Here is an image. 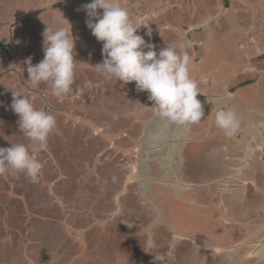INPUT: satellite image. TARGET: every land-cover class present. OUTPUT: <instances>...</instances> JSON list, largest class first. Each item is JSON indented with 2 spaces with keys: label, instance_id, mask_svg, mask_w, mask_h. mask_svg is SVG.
Listing matches in <instances>:
<instances>
[{
  "label": "rangeland",
  "instance_id": "rangeland-1",
  "mask_svg": "<svg viewBox=\"0 0 264 264\" xmlns=\"http://www.w3.org/2000/svg\"><path fill=\"white\" fill-rule=\"evenodd\" d=\"M72 1L0 0V21L12 19V14L22 18L12 22L9 34L0 28V39L10 42H0V69L7 61L12 65L6 74L0 72V148L24 144L43 164L36 182L24 173L0 174V264H159L153 256L168 250L173 235L177 237L175 249L167 264H252L255 258L248 257V250L256 241L249 240L253 244L246 246L239 243L240 247H229L226 253L217 247L221 254L201 246L199 253L189 238L177 236L176 229L191 237L192 229L202 227L190 215L183 195L185 185L200 181L202 164L195 158V149L188 153L182 144L158 146L172 140L169 136H175V131L188 133L189 139L196 138L200 123L178 125L162 119L148 99L149 93L137 91L135 82L123 84L105 79L94 68L103 61V42L91 34L85 23L88 17L82 15L86 12ZM128 1L126 8L138 28L136 34L154 45L157 53L181 41L186 44L191 58L190 75L199 89L207 91L210 101L204 104H211V110L212 105L229 108L237 92L245 95L242 100L236 99V132L242 134L238 138L241 144L251 141L259 159L256 165L264 171V47H258L262 41L251 44L246 32L236 30L241 48L256 47L235 54L236 48L222 46L220 37L221 29L227 31L230 24L219 5L229 6L237 16L239 2ZM65 5L64 12L59 10ZM97 12L102 15L103 10ZM214 16H219V23L211 22ZM245 19L241 14L240 22ZM206 21L216 27L203 28ZM47 27H63L75 41L73 92L63 97L52 95L50 83L42 82L33 88L27 79L24 61L31 57V63L36 65L43 60V33ZM201 61L205 62L201 65ZM212 75L224 86L219 87L220 82L211 79ZM218 89L226 91L215 103L213 97ZM254 89L258 90V98L251 102ZM13 92L56 117V128L49 134L45 149L33 152L32 142L20 130L19 117L10 107ZM262 178L255 179L256 192L264 193ZM235 183L224 186V193L240 189ZM244 187L255 191L251 184ZM256 192L248 196L258 202L260 194ZM234 197L238 199L236 193ZM206 229L203 227L202 233ZM217 237L218 244L225 243L223 236ZM149 238L157 245L151 251L144 247ZM238 259L242 261L238 263Z\"/></svg>",
  "mask_w": 264,
  "mask_h": 264
},
{
  "label": "clouds",
  "instance_id": "clouds-1",
  "mask_svg": "<svg viewBox=\"0 0 264 264\" xmlns=\"http://www.w3.org/2000/svg\"><path fill=\"white\" fill-rule=\"evenodd\" d=\"M82 8L88 17L85 21L87 28L98 42H103V61L94 68L105 79L123 84L135 82L137 91L149 93L148 99L154 103L153 108L162 119L178 125L200 123L204 108L197 99L200 91L190 75L191 58L183 41L157 53L154 45L136 34L138 28L130 19L129 10L119 0H91ZM98 9L103 10L102 15L98 14ZM43 35V60L36 65L31 63V57L24 61L27 79L33 88L42 82L50 83L52 95L63 97L73 92L75 41L71 32L63 27L55 30L47 27ZM10 107L19 117L20 130L32 142L33 152L45 149L49 134L56 128V117L47 110L35 108L27 98L14 92ZM214 120L228 136L239 127L231 108L217 110ZM42 168L43 164L24 144L0 148V174L9 171L24 173L36 182ZM176 239L173 237L167 251H158L153 256L154 262L167 264L173 256ZM144 247L151 251L157 245L149 238Z\"/></svg>",
  "mask_w": 264,
  "mask_h": 264
},
{
  "label": "crops",
  "instance_id": "crops-1",
  "mask_svg": "<svg viewBox=\"0 0 264 264\" xmlns=\"http://www.w3.org/2000/svg\"><path fill=\"white\" fill-rule=\"evenodd\" d=\"M85 1L87 0H80L78 2L73 0L72 2L78 7V9H80L83 5L87 4ZM236 1L239 2L240 5L236 9L237 11L240 10V14H238L237 16V12H231L229 6L219 5L220 10L223 11L227 22L230 24V27H228L227 31H222L221 29L220 37L224 41L222 43V46H231V50H233V48H236L235 51H233V53L235 54L240 53L242 50L244 52H250L251 49L255 48L256 46L249 47V49L241 48L242 44L239 41L241 40V38L239 39L237 37L238 40H236L234 34L236 30H243L247 33V35H249V37H251V44H253V42L255 41H262V44L260 46L258 45V47H264L262 46L264 45V0H234L232 1V4H234ZM128 2V0L120 1V3L125 7H128ZM61 8L62 9L59 10H63L64 12L67 8V5ZM249 9L255 10L253 15H251L250 13L253 10ZM75 11L76 10H73V12ZM24 13L25 12L22 11V15ZM241 14L242 16L246 17L243 22H240ZM12 15V19L0 21V28L5 29L8 34L10 33L9 30L11 28L12 22H15V19L19 17L14 14ZM82 15L85 19L87 18L84 13ZM19 18L22 19L21 17ZM210 18L211 22L214 21L219 23V16H217L216 18L215 16ZM211 22L206 21V23L204 24L205 26L202 25V27L204 28L206 27V25H208V28L210 26H213L212 29H214L216 25ZM5 27H8V29H6ZM198 30L200 31L202 29ZM0 42L10 43L9 39H0ZM187 42H189V40H187ZM199 62L200 61H198L197 64H200ZM204 62L205 61H201V65ZM11 66L12 65H9L8 61L6 63V66L2 65V69H0V72H2L1 75L6 74L10 70ZM197 66L199 68V65ZM198 71L200 72L201 69H199ZM212 79H216L217 81H219L215 76L212 77ZM218 86L223 87L224 83L220 82L218 83ZM228 88H230V86ZM256 90L257 89H254V92H256V94L252 98L251 102H253L254 99L256 100L258 98V90ZM224 91H226V89H221L217 92L218 94L216 96L215 94L214 97L212 96L213 98H215V103L219 102V100H222L220 99L219 94L224 93ZM261 93H263L261 96L262 98L264 97V88L262 89ZM234 96L235 99L231 101L232 105L236 104V99L242 100V97H244L245 95H239L237 92ZM221 107L222 106H215L214 109L211 110V106H209L208 104L203 105L205 113V118H203L205 120L201 119L202 122L200 121V127L197 131L198 135L196 138L189 139L188 133H179L178 131H175V136H172L173 138L171 137V135L169 136V138H171L172 140L161 142L158 146V148H161L162 145L182 144L184 150L188 148V153L190 152V150L195 149V158L197 160H200L198 162L200 163V165L202 164L201 166H199L201 177L200 181H192L194 182V184L185 185L187 189L183 194L185 196L184 202H186V205H188V209H190V215L195 221H200L202 227L200 229L197 227L196 229H192V234H194V236L192 235L191 237L188 236V233H181V229H176V233L178 232L177 236L182 239L189 238L190 241H192L191 243L194 244V246H197L199 253H201L200 250H202L200 248L201 246H203V249L206 248V250H209V248H211L215 252H217V254H221L222 252L226 253L227 248L232 247L236 244L243 243L242 246L252 245L253 243H249V240L256 241L254 243H258L264 238V193H260V191L256 192L257 184L255 180L257 178L261 179V173L264 174V171H260V165L259 168L256 165L259 163L257 162L259 161V159L257 158V155L254 154L255 149L251 147L250 140H248L246 144H241V141L238 138L242 137V134H237V132H235L231 136H228L223 132V130L219 129L216 126L214 120L215 112ZM170 133L172 134V131H170ZM185 145L187 146L185 147ZM262 149L264 150V146H262ZM261 161H263L264 163V156L261 157ZM176 167L178 168L179 165ZM179 175L180 177H182V170L179 171ZM172 179H175L174 176L172 177ZM235 182H237V185L240 189L235 191L231 190L230 192L228 191L229 194L224 193L223 187L226 185H232ZM244 184H251L252 187H255V191H253L251 187H248V189L245 188ZM189 187L191 189H188ZM198 188L205 190H203L204 192L201 191L200 193H198ZM254 192H256L257 195L260 194V200H258V202L249 199L248 195H254ZM235 193L236 195H238V199L234 197ZM240 196H242L243 199L239 200ZM207 225L208 227H210L208 228ZM203 227L207 228L205 234L202 233ZM208 230H210V232H208ZM180 234L183 236H181ZM195 235H200L201 237L204 236V238L199 240V238L197 239ZM174 236L175 235H173V237ZM217 236H223V238L225 239V243L218 244L217 240L219 239ZM217 247L223 248L224 250L222 252H218L216 250ZM263 250L264 247H258L257 249H254V252L260 253ZM260 254L262 259H264V252ZM240 261L242 260L238 259V263Z\"/></svg>",
  "mask_w": 264,
  "mask_h": 264
},
{
  "label": "flooded vegetation",
  "instance_id": "flooded-vegetation-1",
  "mask_svg": "<svg viewBox=\"0 0 264 264\" xmlns=\"http://www.w3.org/2000/svg\"><path fill=\"white\" fill-rule=\"evenodd\" d=\"M215 71V70H214ZM212 77H214V75H212ZM212 79V78H211ZM200 91H202V93L199 95V97L197 98L198 100H200L201 101V103H202V105H205L204 104V102H209L210 100H208V96L209 95H207V91H205V90H203V89H199ZM234 94V93H233ZM233 94L231 93V96H233ZM235 99V98H234ZM234 99H231V101L232 100H234ZM205 100V101H204ZM229 104V103H228ZM208 105H211V104H208ZM214 105H212V109H214ZM227 107H229V108H231L233 111L235 110V105H232V102L227 106ZM245 129H246V127H244V131H245ZM160 136V135H159ZM173 135H171V137H172ZM174 137V136H173ZM172 137V138H173ZM182 240H184V239H182ZM244 248V247H243ZM252 250H250V251H248V257L249 258H255V259H252V260H254L253 261V263L252 264H264V259H262V257L260 256L261 254L260 253H262V252H264V250L263 251H261L260 253H257L256 255H258V256H252L251 254H252V252H254V249H256V246H253L252 248H251ZM256 261H258L257 263H256ZM251 264V263H250Z\"/></svg>",
  "mask_w": 264,
  "mask_h": 264
},
{
  "label": "water",
  "instance_id": "water-1",
  "mask_svg": "<svg viewBox=\"0 0 264 264\" xmlns=\"http://www.w3.org/2000/svg\"><path fill=\"white\" fill-rule=\"evenodd\" d=\"M253 246H256L257 248L259 247H264V238L262 240H260L258 243H256L255 245L253 244ZM256 248V249H257Z\"/></svg>",
  "mask_w": 264,
  "mask_h": 264
},
{
  "label": "bare ground",
  "instance_id": "bare-ground-1",
  "mask_svg": "<svg viewBox=\"0 0 264 264\" xmlns=\"http://www.w3.org/2000/svg\"><path fill=\"white\" fill-rule=\"evenodd\" d=\"M241 245L240 244H238V245H234V246H232V248H235V247H240ZM253 253V252H252ZM255 254H257V253H255Z\"/></svg>",
  "mask_w": 264,
  "mask_h": 264
},
{
  "label": "trees",
  "instance_id": "trees-1",
  "mask_svg": "<svg viewBox=\"0 0 264 264\" xmlns=\"http://www.w3.org/2000/svg\"><path fill=\"white\" fill-rule=\"evenodd\" d=\"M161 140H163V139H161Z\"/></svg>",
  "mask_w": 264,
  "mask_h": 264
}]
</instances>
